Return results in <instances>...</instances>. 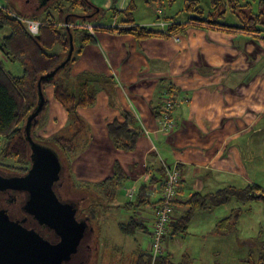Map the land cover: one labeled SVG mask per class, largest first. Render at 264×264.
Masks as SVG:
<instances>
[{"label":"crops","instance_id":"1","mask_svg":"<svg viewBox=\"0 0 264 264\" xmlns=\"http://www.w3.org/2000/svg\"><path fill=\"white\" fill-rule=\"evenodd\" d=\"M87 1L98 8L111 5V0H104L102 4L98 0ZM116 1L118 8L128 2ZM155 15L157 21H140L138 24L150 27L160 24L163 29L168 23L164 20L165 16L162 12ZM95 17L90 16L91 19ZM114 20L106 23L90 21L86 25L113 26L121 21L115 17ZM90 33L94 41L84 46L71 67V75L74 77L83 71H91L111 76L114 82L108 84L107 89L99 87L93 106L78 109L86 122V131L79 139L82 148L71 162V179L96 185L112 176L114 164L118 163L125 173L121 183L125 181L127 187L121 189L126 196L128 190L132 189V197L137 199L140 185H147L146 202L140 205L135 203L144 208L135 218L145 224L147 236L154 220L153 208L161 195L164 163L177 164L181 172L174 211L180 214L185 210L183 203L194 193L204 195L226 186L242 188L256 184L264 194V187L254 180L253 164L256 154H261L264 160V135L258 134L264 133V120L262 127L258 125L257 130L253 128L259 114L240 106V98L236 97L235 92L223 91L241 88L246 90L243 94H247V99L251 95L247 90L253 89L255 83L227 78L226 81H217L207 87L203 81L195 79L196 75L190 74L193 80L186 77L188 66L198 61L200 56H208L217 62L226 56L233 61L236 56L232 49L216 50L213 45L209 46L206 32L201 29L187 31L190 42L183 41L179 36L138 41L130 34L107 31ZM0 59H4L1 51ZM52 93L53 86L47 85L44 88L46 109L49 100L52 99L56 104L53 106L54 113L45 118L38 130V134L44 138L48 136L46 132H50L49 136L58 134L68 124L65 109L54 100ZM168 97L176 99L177 104L169 112L172 128L162 131L158 121L159 112ZM122 112L133 116L132 126L141 130L132 151L115 148L108 135L107 124L114 120L124 121ZM250 128L252 131L249 133ZM66 131L69 132L68 129ZM255 200L240 203L231 198L223 205L195 211L187 231L165 241V253L175 262L187 254L194 262H203L207 255L210 260L207 264H218L213 259H223L224 255L230 257V264H240L241 261L262 264L263 255L259 254L257 261H253V252L239 251L254 246L256 242L261 243L255 231L248 233L253 227L242 226L239 222L243 215L249 213ZM114 204L118 207L120 203L115 201ZM236 209H239V214L235 219L220 223ZM140 235L145 236L142 231L132 235L135 243ZM187 236L197 238L198 247L189 239L186 240ZM147 238L145 250L150 247Z\"/></svg>","mask_w":264,"mask_h":264},{"label":"trees","instance_id":"2","mask_svg":"<svg viewBox=\"0 0 264 264\" xmlns=\"http://www.w3.org/2000/svg\"><path fill=\"white\" fill-rule=\"evenodd\" d=\"M183 1L184 6L180 11L188 12L189 16L183 22H178L174 16H165L164 20L168 23L163 29H154L135 23L131 11L134 9L133 0L124 11L116 10V13L124 12L125 15L118 24L103 27L92 26L91 29L86 23H90L93 16H99L103 13L104 9L94 6L87 0H51L42 8L41 15H36L39 17L34 15L23 17L14 14L8 7L1 5L0 31L6 28L8 32L0 38V51L4 59L19 63L21 73L13 74L6 71L0 60V170L16 174H23L28 170L30 150L24 125L28 115L38 102L37 81L41 75L54 69L66 58L70 41L73 45V51L68 62L53 77L41 80L43 94L44 88L47 85H52L54 100L65 109L68 118L67 125H70L69 135L56 133L45 139L38 134V130L43 124L42 115L47 106L46 98L41 113L34 119L30 127L31 137L37 142L45 143L54 148L63 156L62 158L66 161L69 169H71L72 158L78 153L79 139L86 131V122L79 115L78 109L93 106L99 87L107 89V85L114 82L111 76L91 71H83L74 77L71 75V67L84 46L94 41L90 31L130 34L138 41L185 35L190 29L236 32L253 37H258L262 31L264 0H257L255 11H253L252 4L248 0H208L207 11L203 9L199 0ZM78 10L80 11L78 12ZM227 10L237 16L239 24L220 22ZM22 17L40 19L38 34L31 35L25 29L20 20ZM56 46L59 47V50L54 51ZM122 113L125 118L124 121L114 120L107 124L108 135L115 148L132 151L136 147L141 130L132 126L133 116L127 112ZM68 174L70 175V172ZM124 178V170L118 163H115L112 176L105 178L96 185L103 189H109L110 192L108 193L113 199L117 187L122 184ZM146 187V184L140 185L135 201L137 205L146 202L144 199ZM231 198L240 203H246L253 199H260L264 202V194L256 184H249L242 188L226 186L204 195L194 193L183 203L184 212L167 224L165 238L184 234L195 211L223 205ZM131 205L132 202L128 201L119 204L118 207ZM238 214L239 209H236L220 223L227 219H235ZM117 227L124 235L132 236L136 231L148 233L145 224L135 217H130L125 222H119ZM150 234L151 232L148 234L149 243ZM165 241H163L164 245ZM130 264H191V257L183 254L175 262L165 253V250H162L153 258L149 247V250L140 251Z\"/></svg>","mask_w":264,"mask_h":264},{"label":"rangeland","instance_id":"3","mask_svg":"<svg viewBox=\"0 0 264 264\" xmlns=\"http://www.w3.org/2000/svg\"><path fill=\"white\" fill-rule=\"evenodd\" d=\"M103 1L104 0H98L100 4H102ZM199 1L201 6H203V9L207 11L208 0ZM248 1L251 2L253 11H255L257 0ZM130 2L131 0H128L126 5L120 6V8H118L117 1L115 0L113 2V0H111V5L108 8H102L104 9L103 13L99 14V16H96L95 19H90V21H99L106 23L114 20V17L117 21H119L121 18L125 17V15L124 12H121L120 14L116 13V10L124 11L130 4ZM183 2V0H133L134 9L131 10L132 17L135 20V23L150 20L157 21L158 19L155 14L162 12L164 16H174L178 22H181L179 20L185 21L189 14L188 12L180 11V9L184 6ZM0 4L8 7L14 14L16 13L22 15L23 17L31 14H34V16L41 15V11L38 13H27V11L24 9V7H28L25 0H0ZM79 11L80 10H78V12ZM220 22L237 25L239 24V19L233 12L227 10ZM152 28L161 29L162 26L160 24H155L152 25ZM202 31L206 32V41L208 42L209 46L213 45L216 50H220V48L232 49L234 51L233 55L236 57L233 58V61L230 60V57H221V60L217 62L212 60V58L208 56H200L198 58V61H193L192 65L188 66L186 77L189 79L192 78L193 80V77H191L190 74L193 76L196 75L195 79L203 81L207 87L209 86V84L216 83L217 81H226L227 78H233V80L235 78H238V80L255 83V87L253 89L247 90L251 93V95L247 99V94H243V91H246L244 89L239 88L236 90L231 89L223 91L235 92L237 94L236 97L240 98L238 102L240 106L248 107L249 109L254 110L255 114H259L253 125V128L257 130L258 125H261L262 127V122L264 120V23L262 24V31L260 32L258 37L220 30ZM7 32L8 30L6 28L2 29L0 31V38ZM179 37L185 42H190L191 40V37L187 34L180 35ZM192 44H195V42H192ZM56 50H59V47L56 46L54 48V51ZM220 55H225V53H221ZM0 60L2 61L3 68L6 71H9L13 74L21 73V66L19 65V63L12 62L6 59ZM243 98H245L246 100H244ZM164 102L162 104V109ZM54 104L56 103L52 99L49 100V105L46 109L47 112H44V114L42 115V122L45 120V118H48L54 113ZM161 111L159 113H161ZM55 116L60 118L58 114H55ZM160 118L161 116H159L158 120L160 130H170V128H172L173 126V122L167 121L163 123L161 122ZM69 126L70 125H66L65 127H63L64 130L59 131L58 134L69 135V132L66 131L67 129L70 130ZM30 131L31 128L29 129V132ZM251 131V128L248 129L249 133ZM46 134L48 136L45 137V139L49 137L50 132H46ZM258 134L260 136L264 135L263 132H259ZM81 148L82 146L81 144H79L77 152H79ZM76 156L72 159H76ZM62 157L63 156L60 155L61 161L63 163L61 177L64 181H66L67 174L69 172L71 173V171H69L70 169L67 167V163ZM253 164L254 180L258 181V183L264 187V160L261 154L255 155ZM70 181L74 184L72 189L74 196H79L86 193L90 194V199L82 201L80 203V206H88V208L90 209V213L94 214L92 224L95 226L97 234V243L95 244L94 248V253H96V264L132 263L138 253L140 251H145V249L147 248L146 238L148 237L147 239H149V236L144 233L146 238L144 235H140L141 237H137V242L135 243L132 236H126L122 234L117 227V224L119 222H125L130 217L139 216V211H142L144 209L143 206L138 207L135 205V197L130 198L128 194L126 196L124 191L121 189H126L127 183L125 184L124 181L121 185L118 186L119 189L116 192L115 200H112L110 194L108 193L110 192L109 189L97 187V185L90 184V182L87 181H75L71 178ZM58 190L60 194L64 196L69 195V192L67 193L66 189L59 188ZM115 201L119 202L120 204L131 201L132 205L129 208H127V206L119 208L116 204H114ZM146 208L150 209V206H147ZM179 215V212H174V218ZM239 222L242 226L253 227V230L249 229L248 233L251 234L252 231H255L256 238L258 239L259 237V241H261V243L256 242L254 246L250 245L248 247L241 248L239 251L243 252L249 250L251 253L253 252V261H257V257L259 254L264 256V203L260 199H256L255 201H253L249 213L247 215H243L240 218ZM167 239V237L164 238V240ZM188 239L192 244L198 247L197 238L187 236L186 240ZM184 244L185 243L183 242V245ZM200 251H202L201 248ZM206 257L207 259L203 260V262H201V260L200 262H194L193 258H191V264H207V262H210V260L208 259L207 255ZM213 261L218 264H230L231 259L229 256L224 255L223 259L222 257L214 258ZM240 264H248V262L241 261ZM262 264H264V259L262 261Z\"/></svg>","mask_w":264,"mask_h":264},{"label":"water","instance_id":"4","mask_svg":"<svg viewBox=\"0 0 264 264\" xmlns=\"http://www.w3.org/2000/svg\"><path fill=\"white\" fill-rule=\"evenodd\" d=\"M72 51L70 41L66 58L37 81L38 102L24 125L30 150L28 170L23 174L0 170V193H25L22 210L40 225L52 230L56 241L52 242L34 228L24 227L22 220L10 218L8 210L0 207V264H64L75 254L83 238L87 226L85 221L75 219L74 205L63 201L57 189L62 175L58 152L45 143L35 141L29 132L45 103L41 80L53 77L68 62Z\"/></svg>","mask_w":264,"mask_h":264},{"label":"flooded vegetation","instance_id":"5","mask_svg":"<svg viewBox=\"0 0 264 264\" xmlns=\"http://www.w3.org/2000/svg\"><path fill=\"white\" fill-rule=\"evenodd\" d=\"M51 0H25L28 7H24L27 13H38ZM34 15V14H31ZM71 176L67 174L66 181L61 177L57 189L63 188L69 192V195H62L63 201L70 202L75 207V219L77 221H85L86 229L83 238L81 239L77 251L73 254L70 260L64 264H96V253H94L95 244L97 243L96 228L92 224L94 214L90 213L88 206L81 207L80 203L86 199H90V194H82L74 196L73 186L70 181ZM60 193V192H59ZM25 200V193L16 191H5L0 193V207L8 210L9 216L12 219L22 220V225L27 228H34L42 236L55 242L54 233L52 230L40 225L31 215L26 214L22 210V204Z\"/></svg>","mask_w":264,"mask_h":264},{"label":"built area","instance_id":"6","mask_svg":"<svg viewBox=\"0 0 264 264\" xmlns=\"http://www.w3.org/2000/svg\"><path fill=\"white\" fill-rule=\"evenodd\" d=\"M1 8V4H0ZM25 29L31 34H38L41 21L38 19L20 18ZM88 28L91 29V26ZM177 104L176 99L166 98L163 109L160 113L161 122H171L170 109ZM164 176L161 182V199L153 208L154 223L150 234V249L153 258L164 250V238L167 233V224L174 221L175 198L180 184L181 172L177 164H163ZM127 194L132 198L133 190H128Z\"/></svg>","mask_w":264,"mask_h":264},{"label":"bare ground","instance_id":"7","mask_svg":"<svg viewBox=\"0 0 264 264\" xmlns=\"http://www.w3.org/2000/svg\"><path fill=\"white\" fill-rule=\"evenodd\" d=\"M59 154V153H58ZM60 156V155H59ZM61 159V158H60ZM61 161V160H60ZM61 164H62V168H63V163H62V161H61ZM62 176V175H61Z\"/></svg>","mask_w":264,"mask_h":264}]
</instances>
